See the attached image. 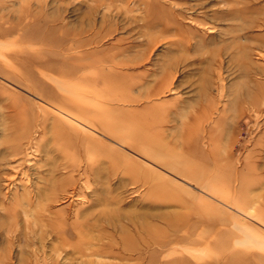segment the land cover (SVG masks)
<instances>
[{
  "label": "rangeland",
  "instance_id": "1",
  "mask_svg": "<svg viewBox=\"0 0 264 264\" xmlns=\"http://www.w3.org/2000/svg\"><path fill=\"white\" fill-rule=\"evenodd\" d=\"M0 31V264H264V0H0Z\"/></svg>",
  "mask_w": 264,
  "mask_h": 264
},
{
  "label": "bare ground",
  "instance_id": "2",
  "mask_svg": "<svg viewBox=\"0 0 264 264\" xmlns=\"http://www.w3.org/2000/svg\"><path fill=\"white\" fill-rule=\"evenodd\" d=\"M65 7V6H64ZM160 11V10H159ZM193 13V12H192ZM86 17V16H85ZM133 19V18H132ZM160 19V18H159ZM25 20H26V18H25ZM140 24V23H139ZM171 25V24H170ZM175 26V25H174ZM84 28V27H83ZM90 30H92V29H90ZM79 33V32H78ZM2 35V32L0 31V36ZM68 35V34H67ZM71 35V34H70ZM62 36V35H61ZM86 36V35H85ZM95 37V36H94ZM33 38V37H32ZM30 39H31V37H30ZM90 47V46H89ZM80 59V58H79ZM82 59V58H81ZM78 60V59H77ZM97 109V108H96ZM102 116V115H101ZM124 133V132H123ZM123 140V139H122ZM88 154V153H87ZM100 179V178H99ZM121 180V179H120ZM134 183V182H133ZM89 188V187H88ZM28 195V194H27ZM95 201V200H94ZM43 209V208H42ZM44 210V209H43ZM7 211V210H6ZM42 212V211H41ZM58 212V211H57ZM32 216V215H31ZM48 216V215H47ZM49 217V216H48ZM46 221V220H45ZM50 222V221H49ZM72 222V221H71ZM74 222V221H73ZM88 222V221H87ZM91 223V222H90ZM171 223V222H170ZM35 224V223H34ZM141 224V223H140ZM31 227H29V229H30ZM12 231V230H11ZM146 232V231H145ZM144 232V233H145ZM147 234V233H146ZM145 235V234H144ZM153 235V234H152ZM146 236V235H145ZM7 237V236H6ZM11 238V237H10ZM48 240V239H47ZM150 240V239H149ZM147 241V240H146ZM148 242V241H147ZM142 243V242H141ZM151 246V245H150ZM132 247H134V246H132ZM129 248V247H128ZM141 249H143V248H141ZM145 249V248H144ZM149 249V248H148ZM127 251V250H126ZM137 251V250H136ZM39 255V254H38ZM46 256V255H45ZM2 260V259H1ZM35 262H37V261H35Z\"/></svg>",
  "mask_w": 264,
  "mask_h": 264
}]
</instances>
